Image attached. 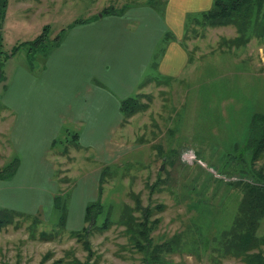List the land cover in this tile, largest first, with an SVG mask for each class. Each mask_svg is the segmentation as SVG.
I'll return each mask as SVG.
<instances>
[{"label": "rangeland", "instance_id": "1", "mask_svg": "<svg viewBox=\"0 0 264 264\" xmlns=\"http://www.w3.org/2000/svg\"><path fill=\"white\" fill-rule=\"evenodd\" d=\"M169 3L0 0L3 51L12 54L18 49L3 70L6 73L11 67L12 79L15 71L32 62L38 73L52 45L29 53L25 44L42 34L49 44L94 13L149 4L165 18ZM204 13L202 9L189 12L183 35L171 28L169 37L161 41L146 78L153 83L137 95L147 110L137 113L127 133L122 130L117 135L122 156L108 166H102L96 151L87 150L80 151L73 165L69 149L79 143L73 141L75 133L65 129L50 156L56 168L53 176L34 179L29 169L40 173L46 168L24 165L14 177L19 162L13 152L9 92L7 82H0L1 177L11 173V184L31 187L33 196L29 211L17 212L13 222L0 230V264H55L60 260L62 264H144L146 257L153 260L154 256L155 264H246L225 254L220 244L223 230H229L236 217L241 196L240 189L226 181L256 179L253 173L264 172V152L253 162L264 132V59L260 54L264 34L255 22L244 38L234 37L235 26L207 25ZM234 38L239 48L233 46ZM249 38L251 47L245 45ZM171 40L190 53V64L180 75L165 74L159 68ZM189 149L197 158L192 165L182 154ZM68 168L75 173L68 176ZM138 200L143 209L153 211L152 220H158L148 253L134 247L128 227L121 223L127 206L128 216L143 221ZM98 201L101 209L95 226L86 220V209ZM2 210L11 220L14 210ZM64 213L66 225L62 226ZM106 220L108 227L103 229ZM86 229L91 253L79 239ZM258 234L264 236V221ZM257 251L264 254V245Z\"/></svg>", "mask_w": 264, "mask_h": 264}, {"label": "crops", "instance_id": "2", "mask_svg": "<svg viewBox=\"0 0 264 264\" xmlns=\"http://www.w3.org/2000/svg\"><path fill=\"white\" fill-rule=\"evenodd\" d=\"M213 3L214 0H170L165 18L149 4L133 5L120 12L104 10L107 12L98 16L94 13L92 18L81 19L64 30L38 73L34 63L26 62L11 79L9 67L5 73L7 105L11 110L13 152L19 162L13 176L17 177L24 165L46 168L40 173L29 169L34 179L53 176L56 168L50 156L65 129L75 133L73 141L79 143L69 149L73 165L81 150L96 151L102 166L120 159L122 146L116 142L117 135L122 130L127 133L137 116H132L128 124L121 103L142 94L153 83L146 78L169 30L182 36L187 14L201 9L206 12ZM234 31V37L239 36L238 30ZM251 41L246 44L248 47L252 46ZM159 60L163 73L180 75L191 57L184 45L171 40ZM68 169V176L75 173L72 166ZM9 175L0 177V208L28 212L32 188L12 185L13 176Z\"/></svg>", "mask_w": 264, "mask_h": 264}, {"label": "trees", "instance_id": "3", "mask_svg": "<svg viewBox=\"0 0 264 264\" xmlns=\"http://www.w3.org/2000/svg\"><path fill=\"white\" fill-rule=\"evenodd\" d=\"M109 11V10H107ZM105 11L104 13H106ZM111 11V10H110ZM203 18L207 25L211 26H225L232 25L235 26L239 32V36L242 38L248 33L249 29L260 23L262 29V34H264V0H214L213 6L210 10L203 14ZM2 18L0 19V82L5 81V72L3 70L4 63L8 61L11 56L16 55V49L12 54L5 53L3 51L4 35H3V24ZM78 23V22H76ZM259 26V25H258ZM260 32V31H259ZM62 35L48 44L45 38V34L39 36L35 41L25 44V47L30 52L36 51L47 45H55ZM237 37V38H238ZM237 38L233 39L234 44L237 43ZM250 38L245 41V45L248 43ZM121 109L124 113L125 120H128L132 116L136 115L138 112L147 110V106L140 104L137 96L131 97L124 100L121 103ZM259 149L254 155L253 162L258 161L264 152V132L262 139L259 141ZM261 156V157H260ZM0 171V177L2 175ZM13 173V172H12ZM11 174V173H10ZM254 176H258L256 179H231L226 181L230 187H236L240 189V199L239 207L232 222L229 230L224 233V237L221 240V247L225 254L232 255L237 258L243 259L246 264H264V254L257 251L262 245H264V236H259V229L264 221V172L253 173ZM9 175V174H7ZM6 175V176H7ZM236 177V176H234ZM138 209L143 210V221L137 220L133 216H128L129 206L126 207L125 216H123L122 224L128 227V232L131 234V241L134 247L141 251H147L152 248V232L153 227L157 226L158 220H152L153 211L148 208H142L138 205ZM101 202H94L88 205L86 209V220L91 221L93 225L97 226L98 217L100 214ZM66 213V212H65ZM64 213V214H65ZM17 212H11V220L7 216L5 210L0 209V230L13 222V218L16 217ZM62 226L66 225V214L62 216L61 219ZM226 224V223H224ZM103 229L108 227V220H106ZM138 228V229H137ZM90 231L86 229L85 236L79 234V239L84 240L85 248L91 253V247L88 239V234ZM133 234V236H132ZM78 235V233H77ZM141 237L143 240H140ZM216 241V239L214 240ZM157 247L156 249H158ZM48 256L45 258L47 259ZM154 260V261H153ZM153 260L151 258H145L144 264H155L157 258L154 256ZM63 260L56 262L55 264H62ZM79 264H82L79 262ZM89 264V263H86Z\"/></svg>", "mask_w": 264, "mask_h": 264}, {"label": "built area", "instance_id": "4", "mask_svg": "<svg viewBox=\"0 0 264 264\" xmlns=\"http://www.w3.org/2000/svg\"><path fill=\"white\" fill-rule=\"evenodd\" d=\"M183 158L187 163H190L191 165L195 163L197 160L196 154L192 149H189L187 151H184L183 153Z\"/></svg>", "mask_w": 264, "mask_h": 264}, {"label": "water", "instance_id": "5", "mask_svg": "<svg viewBox=\"0 0 264 264\" xmlns=\"http://www.w3.org/2000/svg\"><path fill=\"white\" fill-rule=\"evenodd\" d=\"M163 167H164V166H163ZM163 167H162V168H163Z\"/></svg>", "mask_w": 264, "mask_h": 264}]
</instances>
